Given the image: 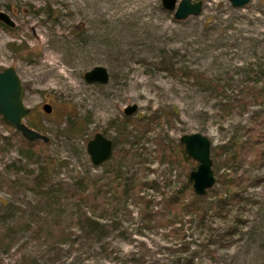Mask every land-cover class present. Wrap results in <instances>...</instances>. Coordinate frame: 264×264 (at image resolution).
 Instances as JSON below:
<instances>
[{"label":"rangeland","instance_id":"1","mask_svg":"<svg viewBox=\"0 0 264 264\" xmlns=\"http://www.w3.org/2000/svg\"><path fill=\"white\" fill-rule=\"evenodd\" d=\"M200 1L198 15L177 20L160 0H0V10L13 22L11 28L0 23V70L14 68L23 104L30 109L23 122L48 136L43 155L53 162L51 183L66 189L82 174H103L101 164L90 163L85 144L95 132L111 140V121L157 113L161 123L156 129L160 134L147 133L132 148L142 163L133 161L122 169L129 174L137 166L145 184L140 195L149 201L154 219L141 216V205L127 200L128 214L105 213L99 219L114 226L99 242L71 228L72 245L58 243L54 250L43 235L32 237L36 227L31 224L30 230L16 234L7 251L0 249V264H16L21 254L38 264H134L129 261L133 254L142 257L137 264H264V160L247 172L236 159L223 162L224 154L219 165L211 152L215 182L210 189L222 190L220 205L210 194L192 195L183 203L197 209L183 210L181 217L163 204L188 179L193 165L187 162L185 169L160 163L155 137L166 134L178 141L182 134L199 133L214 148L239 130L242 135L253 111L264 114L256 105L233 107L228 114L221 106L240 100L245 86L264 91V0H250L240 8L226 0ZM46 4L51 18L42 10ZM96 65L108 73L104 84L83 79ZM168 66L175 72L164 69ZM189 72L218 82L222 93L194 83ZM44 103L50 105L48 113ZM130 104L136 109L126 116L122 110ZM71 120L74 130L67 126ZM0 135L11 137L0 153V178L23 177L22 169L15 174L4 168L11 162L34 168L25 160L17 162L19 135L11 136L1 125ZM226 174L249 176L235 186L231 198L217 182L218 175ZM151 181L155 189L148 187ZM34 198L27 191L11 195L0 184V211L6 203L22 208ZM166 217L173 219V226L159 224ZM174 226L178 236L170 233Z\"/></svg>","mask_w":264,"mask_h":264},{"label":"trees","instance_id":"2","mask_svg":"<svg viewBox=\"0 0 264 264\" xmlns=\"http://www.w3.org/2000/svg\"><path fill=\"white\" fill-rule=\"evenodd\" d=\"M42 10L47 18L52 17V10L48 4L42 7ZM168 67L164 69L172 73L175 72L172 66ZM187 76L194 83H205L210 92L222 93V86L218 82L209 80L205 75L189 72ZM240 91L242 98L235 104L221 105L224 114H228L233 107L239 106L243 109H246L249 105L264 108L263 90L245 86ZM0 125L11 136L19 135V160L17 162L25 160L34 167L32 170H27L22 164L7 163L4 165L5 170H11L17 174L22 169L24 176L13 179L0 178V184L4 185L6 192L11 195L19 191H27L35 197L33 202H23L22 208H20L21 205L17 206L15 202L3 205V209L0 211V249L2 251H7L10 248L19 231L30 230L31 224L36 227L35 230H31L34 235L32 237L43 235L53 244H51L52 250L55 248L54 245H58V243L68 242L69 246L72 245L74 240L71 238V228L81 231L84 239L88 238L91 241L99 242L105 230L108 227H114L113 223H100L99 219L105 213L111 214L124 211L128 214L129 212L125 208L127 200L130 203L141 205L138 208L141 216L154 219L151 218L152 216L148 212L149 201L140 195L141 188L145 184L137 176V166L129 174H126L122 169L133 161L136 165L142 163L139 159L140 154L135 153L132 148H135L142 141L145 134L154 133L158 135L161 133V131L158 133L156 130L161 126L157 113H152L147 118L135 115L111 121L109 126L114 130V136L111 137L112 153L107 161L101 163V165L99 164L103 167V174L95 178L82 174L71 187L66 189L60 188L57 184L54 185L49 180L53 162L43 155L46 143L40 140H25L1 116ZM67 126L74 130L73 120L68 121ZM34 127L37 126L34 125ZM237 133L226 144L211 147L210 154L213 153L214 158L212 157V161H216L219 165H222V154H224L223 162H233L236 159L239 165H244V170L248 172L251 166H256L264 160L263 112L261 110L253 111L248 118V127L243 129L242 135ZM10 139L11 137L7 138L0 135L2 143L0 153L5 151ZM153 140L156 144L155 151L160 163H170L172 166L186 169L188 168V162L193 165L192 168L194 169L196 162L185 154L181 143L168 138L166 134H164V137L157 136ZM125 145H127L126 149L123 148ZM218 157H221V159H216ZM248 177V175H244L236 179L232 174H226L223 177L218 175L217 182L221 186L223 184L224 193L231 198L236 194V191H234L235 186L247 180ZM147 185L151 189L156 187L153 181ZM173 192L163 198V204L167 207L168 212L173 210L174 213L182 217L181 211H195L197 209L193 203L189 205L183 203L184 199L196 195L192 191L189 179H186L181 187ZM206 193L210 194V197H215L216 204L220 205L223 199L222 190L213 192V190L208 189ZM62 210L66 211L63 217ZM158 222L160 225L173 226L171 217H166L165 220L160 219ZM170 233L178 236L179 228L176 226L170 228ZM55 252L57 253V251ZM141 259V255L134 256L133 254L129 261L137 264L142 262ZM16 264L38 263L35 259L26 258L21 254Z\"/></svg>","mask_w":264,"mask_h":264},{"label":"water","instance_id":"3","mask_svg":"<svg viewBox=\"0 0 264 264\" xmlns=\"http://www.w3.org/2000/svg\"><path fill=\"white\" fill-rule=\"evenodd\" d=\"M231 7L240 8L250 2V0H226ZM164 10L172 11L174 19L180 20L188 16L198 15L201 10L200 0H160ZM0 22L7 27H13V22L4 11L0 10ZM83 79L87 83L104 84L108 80V73L105 67L96 65L83 73ZM44 112L50 111V105H42ZM134 104L123 108V114L128 116L134 110ZM30 109L22 101V85L12 66L4 67L0 70V116L12 126L25 140H40L44 143L48 141V136L28 127L23 120L29 115ZM187 156L196 162L194 169L188 173L192 191L198 196H202L210 189L215 180L211 169L210 140L199 133L182 134L178 138ZM112 150V142L104 137L100 132H95L86 142L85 151L92 165H99L106 161Z\"/></svg>","mask_w":264,"mask_h":264},{"label":"flooded vegetation","instance_id":"4","mask_svg":"<svg viewBox=\"0 0 264 264\" xmlns=\"http://www.w3.org/2000/svg\"><path fill=\"white\" fill-rule=\"evenodd\" d=\"M1 23V22H0ZM2 25H4L3 23H1ZM4 26H6V25H4ZM7 27V26H6Z\"/></svg>","mask_w":264,"mask_h":264}]
</instances>
